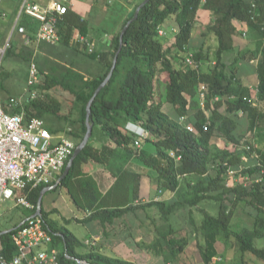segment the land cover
<instances>
[{"label":"trees","instance_id":"obj_1","mask_svg":"<svg viewBox=\"0 0 264 264\" xmlns=\"http://www.w3.org/2000/svg\"><path fill=\"white\" fill-rule=\"evenodd\" d=\"M123 1L134 3V6L118 27L110 50L90 53L79 45L73 46L77 51L81 50L91 57L98 58L103 66L101 73L87 75L69 69L61 76H47L45 81L42 79L40 81V88L48 90L61 87L75 96V106L79 113L76 120L78 127L68 133L81 142L88 130L86 119L89 101L112 68L120 47L122 30L144 0ZM251 1L150 0L142 8L138 18L130 24L124 35L123 48L111 79L92 105L91 120L94 126L92 138L75 158L69 173L62 178L66 168L61 172L60 182L56 188L70 182L78 166L86 163L91 166L102 164L113 157L118 148H124L130 158L136 156L143 164L138 165V172H135L131 180L135 197H139L142 176L149 172L154 173L152 179L155 185H158L161 191H167L166 195L172 196L171 199L165 197L145 204L131 205L119 201L110 207L100 205L82 222L113 224L126 214L137 215L139 209L156 207L165 222L161 224L164 228L160 229L158 226L156 240L145 246L163 256L166 264L171 263L166 252L175 264H181L179 259L191 264L183 257L190 235L178 239L176 233L179 229L173 225L171 216L183 208L192 209L200 207L202 202H212L219 204L218 213L214 214L205 207H200L203 218L201 223L195 224L193 231L203 237V243L198 244L203 263L211 264L218 256L219 242L226 243L228 247H235L243 256L250 254L264 262V246L258 245V241L264 239V153L251 145H249L251 150L247 147L237 149L242 138L241 134H237L240 124L244 122L246 125L248 117L251 121L248 131H254L259 127L262 114L251 99L253 91L237 79L234 73L230 74L227 71V64L223 61V55L234 46V34L246 26L255 27L264 33V0H255L260 14L255 20L252 19ZM107 4L112 5L108 2ZM201 10L213 14L214 24L211 30L219 42L218 60L210 71L198 70L184 63L176 66L174 62L176 53L191 43ZM172 19L179 31L172 35V41L166 48L159 30L169 26ZM75 29L85 36H90L89 22L68 13L65 22L61 24L63 43L70 45ZM11 42L12 39L6 55L12 52ZM196 56L200 60L208 58L203 48L198 50ZM259 80V96L262 97L263 69L259 70ZM158 81L165 82L167 101L175 106L177 117L163 111V102L157 97ZM202 85L208 86L205 107H202L199 97ZM223 107L225 113L222 111ZM27 109L29 117H43L45 112H51L69 119L68 115L61 113L60 103H56L55 100L47 103L42 99L32 100L28 103ZM181 118H186V122L191 124L193 129H188L181 123ZM129 124L143 128L147 136L130 130ZM98 125L107 135V141L100 147H96L95 144V129ZM53 131L61 132L58 129ZM215 138L225 139L226 143H233L236 148L231 150L230 147H218L214 143ZM107 142L114 144V147L109 146ZM245 156H248V159H244ZM214 162H217L215 170L212 169ZM229 168L237 171L236 177L228 175ZM90 173L87 168L84 174L89 176ZM237 178L241 181L238 182ZM184 180L187 182L182 192L180 190ZM118 185L117 180L110 194ZM46 188L47 186H41L31 192L26 190L20 193L26 195L32 202L31 209L34 214L37 212L41 193ZM230 194L234 197L227 203V196ZM88 204L91 208L94 207V203ZM239 210H246L252 214L254 217L252 225H242L235 221ZM42 214L55 233V245L62 244L69 256L86 258L99 264H138L123 258L111 257L95 249L80 255L77 247L82 241L68 228L59 227L56 221L49 220V213L45 212L43 207ZM153 220L155 225V219ZM19 225L21 224L17 223L12 230L0 234V252L8 258L16 253L12 235ZM232 239L233 242L230 243ZM62 263L74 264L64 254Z\"/></svg>","mask_w":264,"mask_h":264},{"label":"rangeland","instance_id":"obj_2","mask_svg":"<svg viewBox=\"0 0 264 264\" xmlns=\"http://www.w3.org/2000/svg\"><path fill=\"white\" fill-rule=\"evenodd\" d=\"M133 6L134 3L131 4L126 1L117 2L112 5H108L107 2L102 1L95 16L98 26L94 27L93 31L90 32V37L94 38L96 42L98 41V45H101L103 42L102 35H104L105 32L115 35L118 31V27L121 26L122 21L127 17L128 11H130ZM172 20H170L171 23L169 26L162 27L165 31V34H160L162 41L165 42L166 48L169 47L172 41V35L179 31L176 26V22L174 19ZM213 24V14L211 12L201 10L199 12L198 20L192 34L191 43L184 50L176 53V57H174L176 66H179L182 63L189 65L186 62L185 57L188 52H191L195 57L197 67H199L198 70L201 69L203 71H210L213 69L218 60L217 48L219 45L216 35L211 30ZM253 29L256 28L251 27L252 33L253 31H256ZM241 35L245 39V35L243 33ZM8 37L10 38L9 43L12 39L10 47H13V54H5V56L0 61V96L5 100H9L11 97L18 98L26 95L28 91L31 65L33 62L37 64L40 70V78L42 81H45L47 76H61L62 73L69 69H73L87 75H95L103 68L102 63L98 58L91 57L81 50L77 51L63 42L57 44L48 42L35 44L31 46L30 49H26V53H23L24 56L27 57L25 58L22 55V47H20L19 44H16L17 31L14 28L10 30ZM14 44L15 46H13ZM201 47L203 48L204 52L208 54V58H203L201 60L197 59L196 53ZM228 72L230 74L233 73L230 70ZM40 90L42 96L39 99H42L45 101V103L55 100L56 103H60L61 113L63 115L69 116V119H67L65 117L61 118L51 112H45L42 118L46 121L47 126L52 130L58 129L60 131H72L76 129V127H78L76 120L79 117V113L75 106V96L65 91L61 87H54L48 90L40 88ZM47 95H49V98H47ZM157 97L163 102V111L174 114H170L171 116H178L177 112H175L172 108L174 105L167 101V88L164 81L157 82ZM200 101L202 105L201 98ZM222 111L225 113L224 107L222 108ZM180 122L183 123L187 128L192 126L186 122V118L180 119ZM134 129L135 130H130L135 132L138 131V128L134 127ZM237 134H241L242 137L237 147L238 150H241L244 147L246 148L249 145L254 147L252 134L250 131H248L244 122L243 124H240V129L238 130ZM95 139L99 141L107 139L100 125H98L95 129ZM74 140L78 144L81 143V141L77 139ZM214 143L216 146L221 148L230 147L231 150L236 148L233 143L228 144L226 143V140L222 138H215ZM245 157L248 159V156ZM216 164L217 162L212 164V169L215 170L217 168ZM91 170L92 167L89 168L90 172ZM237 181L239 182L241 179L237 178ZM186 182V180L183 181L184 185L180 191L183 192ZM155 187L157 195L159 194L162 197L159 198V200L168 197V195H166L167 191H160L161 188H159L158 185ZM60 189L61 187L54 191L48 192L43 197L42 206L45 212H47L51 198L55 197L57 204L61 205L60 203L63 200L59 194ZM233 197V194L227 196L226 202L230 203ZM145 199V203H148L153 200V197L146 196ZM200 207H205L214 214H217L219 211V204L212 202H202ZM200 207H195L192 209L183 208L175 213V215L173 214L171 216L173 225L175 228L179 229V231L176 233L177 238L180 239L183 236L190 235L189 244L185 248L183 257L186 258L187 261H190L191 264H204L198 245L199 243H203V237L199 233L196 235L193 232L195 224L201 223L203 218ZM136 214L137 215L132 213L126 214L124 217L118 218L113 224L102 225L100 222H98L97 232L101 237L102 241H100L102 245L106 249L105 254L112 257L127 259L138 264H166L163 256L158 255L145 246L152 243L153 240H156L158 226L160 229L164 228L161 227V224L165 222L161 219L159 210L156 207H151L147 210L139 209ZM27 215H29L28 209L22 205H18L16 199L0 202V233L10 230L16 223H19L21 219ZM48 217L49 220H56L59 224V227H66L71 230L83 242V244L78 246L79 252H84L88 249V246L85 244V240L92 237V229L84 222L77 221L75 219L69 222L65 221L57 212L49 213ZM140 219L148 222L151 228H138L137 226L134 228L131 223L132 220L136 221ZM153 219H155V225H153ZM235 221L242 225H252L254 222V217L252 214H250V212H246V210H239L236 214ZM148 231L150 232L149 236ZM140 242L142 244V249H139L140 246L138 243ZM231 242H233V239L230 241V243ZM259 244L264 246V239L258 241V245ZM217 247L218 256L213 260V262H211V264H264L263 261L257 260L250 254H245L243 256L235 247H228L226 243L219 242ZM165 254L167 255L168 260L171 261L169 264H175V261L171 259V256L168 254V252ZM179 262L181 264H187L181 259H179Z\"/></svg>","mask_w":264,"mask_h":264},{"label":"built area","instance_id":"obj_3","mask_svg":"<svg viewBox=\"0 0 264 264\" xmlns=\"http://www.w3.org/2000/svg\"><path fill=\"white\" fill-rule=\"evenodd\" d=\"M121 1L123 0H107L109 4ZM69 4L70 0H50L47 4L26 3L23 6L24 12L39 24L34 36L26 34L24 27L18 28L21 33L26 34V44L62 42L61 24L65 22L70 11ZM251 8L252 19L255 20L260 15L255 0L251 1ZM0 14L6 15L2 13L1 0ZM75 32L78 34L74 40L75 45L90 53L97 51L95 41L81 32ZM159 34H165L163 28H160ZM5 54L6 48H2L0 61ZM185 60L189 65L199 68L193 53L188 52ZM40 81V70L33 62L26 95L11 97L7 101L0 96V202L16 199L18 205L29 209L33 208L32 202L26 195L20 193L26 190L31 192L41 186L55 187L60 182L57 175L66 168L78 146L68 133L71 130L54 132L42 117L28 116V103L42 96ZM207 94L208 86L202 85L200 88L202 107H205ZM134 127L138 128L136 131L138 134L147 136L143 128L129 124V129L135 130ZM188 129L193 128L189 126ZM247 149L251 150V147L248 146ZM228 175L236 177L237 171L229 168ZM54 237L55 233L43 214L36 212L23 221L13 233L16 253L8 258L0 252V264H63L62 254L74 264H99L86 258L69 256L64 250L60 251L54 243ZM98 240V237L86 239L85 244L95 249Z\"/></svg>","mask_w":264,"mask_h":264},{"label":"crops","instance_id":"obj_4","mask_svg":"<svg viewBox=\"0 0 264 264\" xmlns=\"http://www.w3.org/2000/svg\"><path fill=\"white\" fill-rule=\"evenodd\" d=\"M49 1L50 0H1L2 13H5L6 15L4 16L0 14V50L2 48H6L7 52L10 44V36L8 37V35L12 28L17 31L16 44H19V46L22 47L23 56V53H26V49H30L31 46L37 44L35 42L31 43L30 45L26 44V34L34 36L39 24L33 17L24 12L23 6L28 2L47 4ZM102 1L107 2V0H70L69 13L76 17L84 19L83 21H88L89 30L90 32H92L93 28L98 26L95 16ZM19 27H24L26 29V34L21 33L18 29ZM253 30H256L253 31L254 34L252 33L251 27L246 26L242 31L234 34V46L230 51L226 52L223 55V61L227 64V70L232 71L235 74L236 78L239 79L248 89L252 90L254 93L251 99L254 102V106L259 107V111L262 114V119L259 121V127L254 131H251V134L254 141V147L259 148L264 153V93L261 94L262 97L259 96V70H264V33L260 32L257 29ZM75 31L78 30H74V34L69 45L72 48H74L73 46H76L74 40L78 35ZM242 33L245 35V39L242 37ZM87 37L95 41L97 51H108L111 49L114 34L105 32L104 35H102L103 42L101 43V45H98V41L96 42L94 38L90 36ZM13 46H15V44ZM12 54L13 50L11 52V55ZM101 72L102 70L99 73ZM172 108L176 112L174 106H172ZM245 123L246 128L249 129L251 125L250 118L247 117ZM106 141L107 139L103 141H99L96 139V147L102 146V144H104ZM107 144L111 147H114V144L112 143L107 142ZM138 165H143L139 158H137L136 156L130 158L129 155L125 152L124 148H118L114 156L102 164H93L91 166L90 164L87 165L86 163L78 166L72 180L70 182H67V184L63 186H60L61 189L59 194L63 200L60 203L61 205L57 204V200L55 199V197L51 198V201L47 208V213L57 212L65 221H72L73 219H75L82 222L83 220H86L97 207H100V205H103V207H110V205H113L115 204V202L119 201H125L131 203V205L140 203L145 204L146 196L153 197V200L162 198L161 195H157V191L155 190L156 185L152 179L154 173L151 172H149L147 175L145 174L142 176L139 197H135V190L131 180L134 177L135 172H138ZM90 166L92 167L91 173L89 174V176L85 175L84 173L86 172L87 168H90ZM60 174L57 175L58 178H60ZM116 179L118 180L119 185L117 186V188H115L113 193L110 194L113 185L117 181ZM88 181L89 184H87ZM56 189H58L56 188V186L51 189L46 188L44 196L48 192L54 191ZM167 195V198H170L172 196L170 194ZM88 203H94V207L91 208ZM27 209L29 211V215L22 218L19 222L20 224L27 218L34 215L31 208ZM52 221L56 220L52 219ZM131 223L134 228H136V226L138 228L150 227V224L148 222L141 219L136 221L132 220ZM85 224L92 229V237L87 239L98 237V245L95 250L101 251L105 254L106 249L102 245L101 237L97 232L98 222L92 221ZM13 228H11L10 230H12ZM149 234L150 232L148 231V236ZM138 245L140 246L139 249H142L141 242L138 243ZM56 247L60 251L64 250L62 244H59ZM91 250L92 249L88 246V249L86 251L79 252L77 247V252L80 255H85Z\"/></svg>","mask_w":264,"mask_h":264},{"label":"water","instance_id":"obj_5","mask_svg":"<svg viewBox=\"0 0 264 264\" xmlns=\"http://www.w3.org/2000/svg\"><path fill=\"white\" fill-rule=\"evenodd\" d=\"M150 0H144L136 9V12H135V15L132 19H130L127 24L125 25L124 29L122 30L121 32V35H120V47H119V50L117 51L116 55H115V58H114V61H113V65H112V68L109 72V74L107 75L106 79L101 83V85L97 88V90L95 91L93 97L91 98V100L89 101V104L87 106V119H86V123H87V127H88V130H87V133L83 139V141L77 146L76 148V151L73 155V157L71 158V160L69 161L66 169H65V172L63 174V177L66 176L71 167H72V164L75 160V158L80 154V152H82V150L87 146V144L89 143L90 141V138L93 134V129H94V126H93V123H92V120H91V113H92V105L96 99V97L98 96V94L100 93V91L102 90V88L109 82V80L111 79L112 75H113V72H114V69L117 65V59H118V56L120 54V51L122 50L123 48V40H124V35L126 33V31L128 30L130 24L132 22H134L138 16H139V13L140 11L142 10V8L149 2ZM62 177V178H63ZM47 189H51V188H47ZM46 192V189L43 190V192L41 193V196H40V199H39V204H38V209H37V213H42V202H43V196H44V193ZM8 231H4L2 233H6ZM1 233V234H2Z\"/></svg>","mask_w":264,"mask_h":264}]
</instances>
